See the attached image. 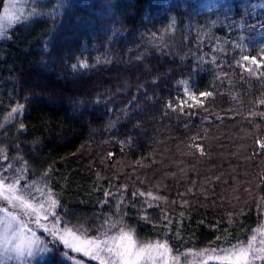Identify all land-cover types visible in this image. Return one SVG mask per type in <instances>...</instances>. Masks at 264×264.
I'll return each instance as SVG.
<instances>
[{
	"label": "trees",
	"instance_id": "16d2710c",
	"mask_svg": "<svg viewBox=\"0 0 264 264\" xmlns=\"http://www.w3.org/2000/svg\"><path fill=\"white\" fill-rule=\"evenodd\" d=\"M200 1L31 0L0 37V170L78 235L184 255L264 231V68L236 47L264 33V9L242 11L264 0ZM184 84L213 96L181 108Z\"/></svg>",
	"mask_w": 264,
	"mask_h": 264
},
{
	"label": "snow or ice",
	"instance_id": "6c2138e0",
	"mask_svg": "<svg viewBox=\"0 0 264 264\" xmlns=\"http://www.w3.org/2000/svg\"><path fill=\"white\" fill-rule=\"evenodd\" d=\"M257 9H264V2L256 4L252 3L247 8L242 6V11L245 15L256 16L259 13ZM8 6H5V13L7 14ZM234 11V8H233ZM171 24L177 22V17L172 15L169 17ZM238 27H246L242 21ZM261 28H264V24H261ZM4 33L0 31V37H3ZM242 56L237 61V66L242 72L249 75L255 74L256 69L264 68V62L258 61L257 56L250 55L245 52V46L239 45ZM264 52V48L258 49ZM216 51L223 52V47H219ZM183 60L184 57H181ZM264 60V57L261 58ZM252 66H255L253 68ZM212 91H201L199 93L200 99L196 95H189L188 99L192 101V104H199L203 99L212 97ZM183 107V105H181ZM264 148V144L260 145ZM22 177L17 176L11 179L10 183L5 184V178L0 177V198L7 202L12 208L22 207L31 210L35 213V223L37 226L43 227L44 232H48L46 226H42L41 221V209L44 211L43 219H48V214L57 215L54 209L57 206V201L51 199L49 193L48 207L45 208L43 204L36 206L29 203L24 195L19 192L17 185ZM107 195V193L105 194ZM135 196L136 194L133 193ZM140 196H144V192L139 193ZM153 200L159 199L152 195L151 192L147 193ZM150 206V205H149ZM0 212L5 213V216L0 220V224L3 227V234L0 236V248H2L3 254L9 259L12 257L23 258L25 256L31 258L34 255L33 249L40 245V241L36 239L37 233L32 230L29 223L23 219L18 218L14 213L9 212L8 208H0ZM28 214V213H26ZM115 225H113L114 227ZM30 234V235H29ZM50 235L53 237V242H56V230H53ZM83 236L87 237V233H83ZM253 239H255L253 237ZM59 242L62 243L64 248L72 249L75 252H84V255L90 256L94 260H98L99 264H164L163 256L169 251L167 244H152L138 242L134 238L131 230H125L120 227L116 229V235L95 238L81 239V236L76 235L70 228L64 227V235L59 237ZM251 247V245H250ZM163 249V251H160ZM43 251H50L47 247H44ZM249 249L239 248L238 250H229L226 254L218 256V260L225 261L226 264H249L248 260Z\"/></svg>",
	"mask_w": 264,
	"mask_h": 264
},
{
	"label": "rangeland",
	"instance_id": "374dc122",
	"mask_svg": "<svg viewBox=\"0 0 264 264\" xmlns=\"http://www.w3.org/2000/svg\"><path fill=\"white\" fill-rule=\"evenodd\" d=\"M30 2L31 0H8L0 11V31L4 33L5 30L16 24V22H18L22 18V16L25 15ZM222 3L223 0H201L195 10L197 13L210 12L220 8L222 6ZM6 5L8 6L7 14L5 13ZM241 44L245 46V52L247 54L255 55L257 56L258 61L264 62V60H261V58L264 57V52L258 50L264 48V33L251 39L241 37L237 41L236 47L239 48V45ZM85 67L86 63H80L81 69ZM252 67L255 68V66ZM183 94L184 96L180 101V107L181 105H183V107L181 108L192 106V101L188 99V96L195 94L190 90L189 86L185 84L183 85ZM197 98L200 99L199 96H197ZM0 177L5 178V184L11 182L7 180L6 176L2 173L1 170ZM17 188L29 203H32L36 206H39V204H43L45 208L48 207L49 193H41L40 191L30 193L26 188L21 189L19 184L17 185ZM51 199L55 200V198L52 196ZM0 208H8L9 212L14 213L18 218L23 219L25 222L29 223L30 228L37 233L36 239L41 242L38 247L33 249L34 255L31 258L25 256L23 258L12 257L11 259H9L3 254L2 248H0V264H41L53 258L56 252H58L63 259L67 260L69 264H99L98 260H94L90 256L84 255L83 251L75 252L72 249L63 247L62 243L59 242V237L64 235V227L68 226L61 221L58 215L53 216L49 213L48 219L45 220L43 219L45 213L43 209H41L40 223L42 226H46L48 228V232H44L43 227L36 225L35 213H32L31 210L19 206L16 208H12L2 198H0ZM4 216L5 213L0 212V220H2ZM3 227L4 226L0 224V236H2L3 234ZM53 230H56L55 243L53 242V237L50 235ZM72 231L76 235H78L74 230ZM104 235L99 237H103ZM106 235L112 236L116 235V233L110 232V234ZM86 238L81 236V239ZM44 247H47L50 251H43ZM239 248L249 249V264H264V231L261 232L259 240L255 238L249 245L231 250H238ZM160 251H163V249H160ZM228 251L229 250L198 251L189 252L187 254L185 253L184 255H175L169 248V251H167L163 256V262L164 264H226L225 261L218 260L217 257L226 254Z\"/></svg>",
	"mask_w": 264,
	"mask_h": 264
}]
</instances>
